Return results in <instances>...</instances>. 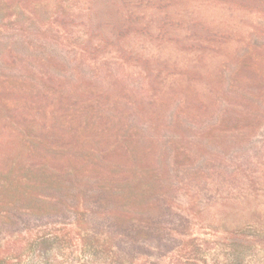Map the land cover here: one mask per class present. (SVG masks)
<instances>
[{"label":"rangeland","instance_id":"1","mask_svg":"<svg viewBox=\"0 0 264 264\" xmlns=\"http://www.w3.org/2000/svg\"><path fill=\"white\" fill-rule=\"evenodd\" d=\"M233 1L30 0L26 4L30 15L21 6L23 0H11L10 4L0 0V73L5 65L3 46L16 41V50L30 53L31 62L28 66L19 58L9 61L4 73L21 72L29 79H37L56 71L65 82L60 81L62 87L69 85L70 77L79 79L83 86L95 90V105L101 106L96 110L99 116H92L91 125L102 124L105 128L102 134L80 128L83 136L90 137L89 142L62 138L64 127L48 128L45 134L54 137L51 142L57 147L52 151L42 147L36 155H25V163L38 166L33 171L17 169L21 176L42 180L49 167L75 168L55 160L71 153V144L73 151L78 149L76 145L91 146L105 156V147L116 142L118 135L131 141V122L143 133L153 130L160 121L151 118L155 122L150 129L147 109L139 107V102L131 108V101L147 94L144 89L152 73L139 59H158L159 64L168 61L174 65L173 73L160 84L169 85L166 93L173 87L171 81L185 79L177 72L178 67H198V74H190L194 75L195 88L186 91L184 103L179 95L163 108L164 121L178 114V125L168 121L159 125L155 156L168 164L173 151L170 140L177 135L174 144L182 149L178 164L169 165L168 172L152 171L149 161L143 160L138 164L147 167L148 172L140 179L133 178L131 182L129 171L122 180L115 181V187L128 188L131 197L115 200L121 208L115 217L104 220L112 229L102 232L96 253L88 251L76 229L64 231L73 239L52 238L47 249L40 233L24 230L13 235L21 249L18 264H264V0H245L242 6ZM161 20L166 21L169 30V36L163 39L158 37ZM189 27L220 32L222 36L214 40L217 46L210 50H184L181 42ZM50 54L63 64L50 60ZM42 83L49 87L54 82ZM131 88L136 93H131ZM8 92L2 94L0 133L11 131V126L7 127L9 119L21 127L23 139H29L28 134L41 139V133H33L28 127L37 119L30 117L27 122L14 109H55L47 123L81 127L77 121L66 120V102L57 103L42 91ZM192 93V99L187 101ZM8 99L35 102L8 108L4 106ZM192 100H200V104ZM109 116L114 119H107ZM84 117L91 118L88 114ZM38 121L43 123V119ZM167 180L174 190L165 186ZM72 191L73 187L60 179H46L33 191L32 199L16 200L10 208L1 209L16 213L8 217H63L66 208L56 214L59 206L52 204H68ZM134 191L140 192L139 196H133ZM50 194L56 198L51 199ZM162 194L168 203L166 214L140 216L161 210L162 204L156 198ZM7 236L0 234V239Z\"/></svg>","mask_w":264,"mask_h":264},{"label":"trees","instance_id":"2","mask_svg":"<svg viewBox=\"0 0 264 264\" xmlns=\"http://www.w3.org/2000/svg\"><path fill=\"white\" fill-rule=\"evenodd\" d=\"M7 2L10 4L11 0H7ZM28 2H30V0H23L21 6L24 11L28 10L26 12L31 15V11L26 5ZM229 2L234 1L229 0ZM244 3L245 0L235 1V4L241 6L244 5ZM162 22L163 24L158 28V37L161 39H163V36H169L166 21L163 20ZM7 31L9 33L11 32L10 27L7 28ZM186 32L187 35H185L181 42L183 44L182 49L184 50H210L217 46L218 42L215 43L214 40L219 39L222 36L220 32L218 34V32L196 29L194 27H189ZM10 35H8L9 39L12 38ZM15 42L16 41H10L5 43L3 50L1 51L5 65L2 67L0 73V113L3 112L1 105L3 104L2 94L4 92L8 94V91H18L21 93H25L26 91H42L46 97L53 98L57 103L66 102L69 111L68 114H65L66 120H71L73 122L77 121L81 127H77L74 123L65 126H61L52 121L50 122L51 124L47 123L50 113L54 112L55 109L52 111H49L47 108L42 110L38 108L34 111L14 109L12 111L17 113L18 117L23 116L26 118L27 122H30V117H33L34 120L37 119L33 123L28 124V127L33 133H41L42 135L41 139H37L31 134H28L26 136H28L29 139H23L21 137L23 135V133H21V127L16 125L15 121H9L5 116V118L8 119L7 127L11 126V131L7 134L0 133V234L8 236L4 240L0 239V264H18L19 259H21V249L17 244V240L13 238V235L19 234V232L24 230L40 233V238H42L41 243L43 244V247L47 249V246L50 244V239H73V236L65 234L64 231L76 229L81 236V239L85 241L84 245L88 248V251L94 254L100 245L102 232L112 229V225L105 224L104 220L109 219V217H115L116 211H119V208H121L116 204L115 200L131 197V192L128 191V188L124 187L122 189L118 186L115 187V181L122 180V177L129 171H131V182L133 178L135 181L140 179V175L148 172L147 167L138 164L143 160L149 161L151 165L150 170L152 171L164 170L165 172H168L167 167L169 165L175 166L178 164L179 158L182 155V149L174 144L178 141L177 135H173L170 140L173 151H170L171 158L168 161V164L166 160L161 162L158 157L155 156V151L157 150L156 142L157 139L160 138L158 130L161 126L159 125L161 121H168L171 125H178V114L173 118H168L167 121H164L165 112H163V108L169 105L170 100H173L179 95H181L180 99L182 100V104L184 103L188 98L185 97L186 91L191 90L190 88H195L193 86L195 83V80L193 79L194 75L190 76V74H198V67H196V65H191L189 67L181 65V67H178L177 72H181V75H183L185 79L183 82L181 79V82L178 83H173L174 81H171L173 87H171L166 93L165 87H168L169 85H163L161 87L160 84L165 78H168V76L173 73L171 68H173L174 65L168 61H165V65H162L163 63L159 64L158 59L146 58L144 61L139 59V63L143 66L150 67L152 73H150V81L144 89L147 94L145 97H140L139 100L135 99L134 101H131V108H135L137 106L136 102H139V107L147 109L145 114L149 115V120H151L147 124L148 128L153 129L152 126L155 121H152V119L156 121L159 120L160 123L155 126L153 130H150L149 133H143V129L140 126L131 122V141H128L129 138H121L120 135H118L116 142L110 143L105 147V156L91 146L79 147L76 145L78 149L73 151L72 149L74 147L72 146H74V144L68 145V150L71 153L55 160L73 164L75 168L70 166H63L61 169L49 167L48 169L50 170L47 172L48 175L41 180L33 176H21L17 173V169L22 170L23 168H28V170L33 171L38 166L35 163H25L24 156L36 155V152H40L42 147H45V150L49 149L51 151L54 147H57V145L53 146L51 142V140H54V137L45 134L47 133L46 130L48 128L61 130L60 127H64V130H61L63 133L62 138H66L73 142L91 141L89 136L82 135L80 131V128L82 127L95 129L101 134L104 133L105 128L102 127V124L91 125L94 117L99 116L96 113V110L101 109V106L95 105L98 101L92 96L95 90L90 89L88 85L83 86L79 79L74 77H70V83L68 86L62 87L65 82L63 81L62 76L56 71L50 72L48 76H45L43 73L41 75L45 77H39L37 79H29L27 75H24L21 72L19 75L11 73L10 75H7V73H4L9 61L15 62L16 59L19 58L21 64L27 63L28 66L31 62L30 53H24L25 56L23 58L20 57V55L23 56L24 54L16 50ZM49 58L50 60L63 64V62L54 54H50ZM132 58L134 59L135 55ZM169 67L170 69H168ZM185 72H187V75H184ZM47 80H52L54 82L53 86L46 87L42 83V81ZM88 80L93 83L94 79L93 77H90ZM31 81L33 82L31 83ZM60 81L63 82H61V85ZM164 88L165 90L162 91ZM101 91L105 92L103 89H101ZM131 93H136L135 89L131 88ZM193 93H195L194 90ZM193 93L187 101L192 99V95H194ZM196 95H199V93L196 92ZM200 100L192 101H197L196 104H200ZM6 102H8V104H6ZM33 102L35 101L31 99H8L7 101L4 100V106L18 107L24 104H32ZM39 102H42V100ZM118 102L117 99L115 103ZM83 113L84 115L88 114L91 118L84 117ZM109 114L112 115V113ZM38 119H43V123L38 121ZM107 119L112 120L114 117L109 116ZM61 122L64 123V121ZM17 128L20 131L18 134H16ZM64 167L67 168L63 169ZM77 167H80L81 170H78ZM66 169L67 171L63 173L62 171ZM46 179H60L66 186L73 187L72 193L70 192V196H68V204H52L54 207L59 206L56 214L65 211L63 208H66V213L63 217H8L10 215H16V213H11L9 209H1L3 206H8L10 208V205L17 202L16 200L23 201L27 198L32 199L33 191L37 187H40ZM85 185L86 187H83ZM165 186L174 190V188H171L172 185L169 180L165 182ZM132 194L133 196H139L140 192L134 191ZM48 196L51 199L56 198L54 194ZM156 200L162 204L161 210L159 209L156 213H142L140 216L160 217L161 215L166 214V211L169 209L167 208L168 203H165V195L162 194V197H158ZM44 219H46V221L43 222L42 220ZM57 222H61V224L64 225H58ZM69 223L74 224L75 226L70 227L68 225ZM122 226L124 225L122 224Z\"/></svg>","mask_w":264,"mask_h":264}]
</instances>
